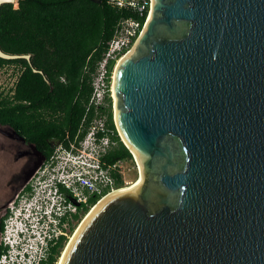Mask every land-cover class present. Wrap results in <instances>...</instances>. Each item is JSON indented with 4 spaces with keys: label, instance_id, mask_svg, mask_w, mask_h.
<instances>
[{
    "label": "water",
    "instance_id": "95a60500",
    "mask_svg": "<svg viewBox=\"0 0 264 264\" xmlns=\"http://www.w3.org/2000/svg\"><path fill=\"white\" fill-rule=\"evenodd\" d=\"M133 48L114 121L141 180L61 264H264V0H152Z\"/></svg>",
    "mask_w": 264,
    "mask_h": 264
},
{
    "label": "trees",
    "instance_id": "16d2710c",
    "mask_svg": "<svg viewBox=\"0 0 264 264\" xmlns=\"http://www.w3.org/2000/svg\"><path fill=\"white\" fill-rule=\"evenodd\" d=\"M16 2L17 7L15 3L0 7V47L8 54L32 55V66L26 59L0 58V70L17 69L13 88L8 92L0 90V126L12 129L34 146L43 160L50 161L58 146L69 150L86 137L94 118L93 111L87 112L93 74L119 22L138 16L109 0ZM33 68L44 74L35 73ZM105 113L115 146L101 160L113 168L134 157L119 136L111 108ZM111 175L116 189L124 187L123 175L117 168ZM101 197L91 196L90 206ZM89 210L85 207L76 218L81 220ZM66 244V238L61 237L41 264H57Z\"/></svg>",
    "mask_w": 264,
    "mask_h": 264
},
{
    "label": "built area",
    "instance_id": "2783aa9c",
    "mask_svg": "<svg viewBox=\"0 0 264 264\" xmlns=\"http://www.w3.org/2000/svg\"><path fill=\"white\" fill-rule=\"evenodd\" d=\"M120 9L134 12L138 19H123L116 27L108 50L98 63L92 78V93L87 112L93 111L94 118L90 122L88 132L78 145L72 144L69 150L58 146L49 162L57 161L63 169L69 172L61 179H52L49 192L36 196L31 206L26 209H11L20 218L22 237L17 235L16 244H20L18 261L23 264H41L47 260L49 251L61 237L67 243L76 232L81 220L80 216L85 207L93 210L96 205L112 192L115 180L111 175L114 168L120 170L122 162L113 168L102 163V157L115 144L112 142L113 130L107 126L106 110L114 113L115 96L113 89L114 72L120 60L131 51L142 34L144 26L152 11V0H109ZM142 19H145L142 23ZM114 64L113 69L111 68ZM65 155V156H60ZM91 196H102L90 206ZM88 212V213H89ZM87 213V214H88ZM85 214L84 216H87ZM9 226L0 234V247L13 239L7 235ZM6 256L0 258V264H8Z\"/></svg>",
    "mask_w": 264,
    "mask_h": 264
},
{
    "label": "flooded vegetation",
    "instance_id": "af4514ba",
    "mask_svg": "<svg viewBox=\"0 0 264 264\" xmlns=\"http://www.w3.org/2000/svg\"><path fill=\"white\" fill-rule=\"evenodd\" d=\"M20 168L16 167L15 171L13 169L10 176L0 178V234L9 226L8 235L14 230V224L20 222L18 215L13 216L12 209H26L28 205L33 204L36 196L49 192L52 179H61V176L69 175L57 161H45L41 156L27 168H22L20 177H17L15 172ZM8 252L10 249L6 245L0 247V258L6 256Z\"/></svg>",
    "mask_w": 264,
    "mask_h": 264
},
{
    "label": "rangeland",
    "instance_id": "374dc122",
    "mask_svg": "<svg viewBox=\"0 0 264 264\" xmlns=\"http://www.w3.org/2000/svg\"><path fill=\"white\" fill-rule=\"evenodd\" d=\"M17 6L18 4L16 2L15 7ZM16 80H17V69H15L14 67H7L0 70L1 91L8 92L11 88H13ZM59 154L60 156H65L63 154L61 155V153ZM39 159H40V154L36 151L34 146L20 139L12 129L5 126H0V178L1 176H10V173L12 172L13 169L15 171L16 167H21L19 169L20 171L18 170L19 172L18 171L15 172V176L20 177L22 173L21 172L22 168L24 169L27 168L28 166H30L31 164L36 162V160ZM120 170L122 171L123 179L125 182L124 187H132L135 184H137V182L140 180V176H141L140 166L135 157L133 158V161L122 162ZM87 216H83V217L86 218ZM84 219L81 220L80 224L78 225V228L82 224ZM69 242L65 245V248L63 249L59 257V261L57 264H59Z\"/></svg>",
    "mask_w": 264,
    "mask_h": 264
},
{
    "label": "clouds",
    "instance_id": "9594fccd",
    "mask_svg": "<svg viewBox=\"0 0 264 264\" xmlns=\"http://www.w3.org/2000/svg\"><path fill=\"white\" fill-rule=\"evenodd\" d=\"M13 216L15 217L17 215L13 214ZM19 219L20 218L18 217V220ZM19 223H15L14 230L8 234L10 239H13V241L15 242L13 245L10 244V242H7L6 244V246L10 249V252L6 254V259H5L6 261H8V264H23L22 262L18 261L19 254L17 253L18 250L21 248V246L20 244H16L18 240L17 235L19 236V238L22 237V232L20 231L21 226Z\"/></svg>",
    "mask_w": 264,
    "mask_h": 264
},
{
    "label": "bare ground",
    "instance_id": "6f19581e",
    "mask_svg": "<svg viewBox=\"0 0 264 264\" xmlns=\"http://www.w3.org/2000/svg\"><path fill=\"white\" fill-rule=\"evenodd\" d=\"M134 49V48H133ZM133 49H132V51H133ZM132 51H130L129 53H127L123 58H125L128 54H130ZM113 89H114V85H113ZM127 143V142H126ZM130 147V146H129ZM131 148V147H130ZM131 150H132V148H131ZM133 151V150H132ZM133 153L135 154V152L133 151ZM135 157H136V159H137V161H138V163H139V160H138V157L136 156V154H135ZM139 166H140V163H139ZM140 174H141V168H140ZM140 180H141V176H140ZM140 180L137 182V184L140 182ZM137 184H135L134 186H132V187H124V188H122V189H119V190H117V191H114V192H112L110 195H108L107 197H105L89 214H88V216L84 219V221L101 205V204H103L105 201H107L108 199H110L111 197H113V196H115V195H117V194H119V193H121V192H126V191H130V190H132L133 188H135L136 186H137ZM84 221L82 222V224L84 223ZM81 224V225H82ZM81 225L79 226V228L81 227ZM79 228H78V230H79ZM77 230V231H78ZM77 231H76V233H77ZM76 233L74 234V236L76 235ZM74 236H73V238H74ZM73 238L71 239V241L73 240ZM71 241L69 242V244H68V246L66 247V249H65V251H64V254H63V256H62V258H61V260H60V262H59V264H61L62 263V261H63V258H64V256H65V254H66V251H67V249H68V247H69V245H70V243H71Z\"/></svg>",
    "mask_w": 264,
    "mask_h": 264
},
{
    "label": "crops",
    "instance_id": "0c3cea01",
    "mask_svg": "<svg viewBox=\"0 0 264 264\" xmlns=\"http://www.w3.org/2000/svg\"><path fill=\"white\" fill-rule=\"evenodd\" d=\"M16 3V2H15Z\"/></svg>",
    "mask_w": 264,
    "mask_h": 264
}]
</instances>
